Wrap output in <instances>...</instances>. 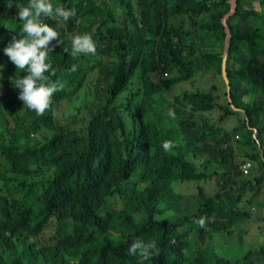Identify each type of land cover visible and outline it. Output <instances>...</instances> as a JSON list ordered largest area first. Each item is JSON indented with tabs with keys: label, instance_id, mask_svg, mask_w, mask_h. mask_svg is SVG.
<instances>
[{
	"label": "trees",
	"instance_id": "1",
	"mask_svg": "<svg viewBox=\"0 0 264 264\" xmlns=\"http://www.w3.org/2000/svg\"><path fill=\"white\" fill-rule=\"evenodd\" d=\"M51 2L76 16L52 41L45 75L62 87L39 115L14 86L26 70L3 52L22 35L15 5L28 0H0V264H229L236 255L264 264V224L240 232L264 196V0ZM68 33L91 34L96 55L73 56ZM204 70L220 79L225 104L212 91L164 96ZM249 86L262 91L242 97ZM74 87L92 93L75 105ZM63 100L71 114L61 120ZM213 112L219 123L242 119L230 133ZM247 159L261 169L242 177ZM207 179L220 190L186 208L182 187ZM136 239L155 241L148 260L128 253Z\"/></svg>",
	"mask_w": 264,
	"mask_h": 264
},
{
	"label": "clouds",
	"instance_id": "2",
	"mask_svg": "<svg viewBox=\"0 0 264 264\" xmlns=\"http://www.w3.org/2000/svg\"><path fill=\"white\" fill-rule=\"evenodd\" d=\"M15 7L18 10L16 19L21 23L22 35H13L3 52L16 69L26 70V74L17 78L14 83V86L20 89L18 98L24 107L42 115L49 109L53 94L62 87L59 82H51L50 77L45 75L52 69V65L47 62L49 52L53 51L52 41L56 40L59 43L60 33L57 28L75 17L76 9L64 5L54 6L51 0H28L26 6ZM45 18L58 21L57 26L45 23ZM67 38L73 56L95 54L96 44L91 34L68 33ZM51 75H55V72L51 71ZM168 114L174 117L173 112L170 111ZM162 146L165 151L172 147L170 141H164ZM199 223L203 225V219ZM156 247L155 241L145 242L136 239L127 251L130 255H138L142 261H146Z\"/></svg>",
	"mask_w": 264,
	"mask_h": 264
},
{
	"label": "rangeland",
	"instance_id": "3",
	"mask_svg": "<svg viewBox=\"0 0 264 264\" xmlns=\"http://www.w3.org/2000/svg\"><path fill=\"white\" fill-rule=\"evenodd\" d=\"M257 1H255L254 3H252V5L255 7ZM114 17V16H113ZM115 18V17H114ZM248 27V26H247ZM246 27V28H247ZM260 50V49H259ZM87 57H93L96 54H85ZM246 56L249 58V53L246 52ZM239 61V58L237 57L236 60H233L232 63V67H234V65H238L237 69L240 70L243 67V64H241ZM264 61V55L261 57V62ZM225 85L226 82L223 79ZM216 88V89H213ZM196 90H200V91H212L214 93V96H219V103L225 104V97H224V87L223 84L221 83L220 79H218L214 72H211L209 70H204V71H197L195 73L194 79L190 82H185L182 83L180 85L175 86L171 91L165 93V97L169 99L178 96L184 92H190V91H196ZM248 95L244 94L242 92V97H246L247 98H251L254 96L253 92H258V91H262L261 89H255L253 87H248ZM70 92V96L74 99V101H72L75 105H79L80 103H83V98L85 96V92H90V94L92 93V91L88 88H71L69 90ZM248 100V99H247ZM62 105H63V111L57 110V114L60 116L61 120H63V118H67L69 116V114H71V112L69 111V103L67 100H63L62 101ZM80 116V114H78ZM207 117L214 121L215 124L218 123L219 125L223 126V128L228 129V131L231 133V131L234 129V127H236L240 120L242 118H238L237 116H231L229 119H227L226 121L219 123L216 120L219 118V114L217 112H213V113H209L207 114ZM212 123V122H211ZM185 135L187 134V132H182ZM261 139L262 142H264V132L261 133ZM180 141L184 144V139H180ZM264 145V143H263ZM243 154V153H242ZM239 162V159H238ZM255 163V169L254 171L256 173H258L260 171V166L261 164L254 160ZM242 177H246V176H242ZM198 184L203 185V189L204 192H201V190L198 187ZM181 185L182 183H176L174 186L176 188V190L181 191ZM249 186H246L245 190L249 191L250 188H248ZM264 185L261 187V190H263ZM182 188H185V201H184V205L186 208H191L192 210H195V208L203 201L204 196H212L214 195L217 191L220 190L219 185L217 184L216 181L214 180H209L207 179L206 181H202V182H196V181H190L187 182L186 185H184ZM245 196V195H244ZM264 196L261 195L260 197L256 198L258 199L256 201V204H254V206L252 207V210L256 209V211L253 212V215L250 218L246 219L243 223V229L240 232L243 231H249L251 230L252 233H258V230L256 229V227L259 225H263L264 221H262V215L264 214V202L262 201V198ZM227 238V236L225 234L222 233H218L214 236V241L217 243H224L225 239ZM247 239H255V237L253 236H248ZM232 241H234V244L237 245L238 239L235 238H231ZM261 240V237H260ZM223 249V248H222ZM255 262L252 261V264H254ZM229 264H250V261H245L242 262V259L239 258L238 255L234 256L232 261Z\"/></svg>",
	"mask_w": 264,
	"mask_h": 264
},
{
	"label": "built area",
	"instance_id": "4",
	"mask_svg": "<svg viewBox=\"0 0 264 264\" xmlns=\"http://www.w3.org/2000/svg\"><path fill=\"white\" fill-rule=\"evenodd\" d=\"M239 137L236 136V139H238ZM264 148V147H263ZM255 167V163L253 159H247L244 162H242L240 169L242 172V175L244 176H248L249 174H251V172L254 171Z\"/></svg>",
	"mask_w": 264,
	"mask_h": 264
},
{
	"label": "water",
	"instance_id": "5",
	"mask_svg": "<svg viewBox=\"0 0 264 264\" xmlns=\"http://www.w3.org/2000/svg\"><path fill=\"white\" fill-rule=\"evenodd\" d=\"M233 5H234V7H235V2L233 3ZM224 24L227 26V24H226V20H224ZM227 55H228V49L226 48L225 51H224V64H225V62H226V60H227ZM228 89H229V85H228ZM232 108H233L234 110H237V108H236L234 105L232 106ZM238 111H240V110H238Z\"/></svg>",
	"mask_w": 264,
	"mask_h": 264
},
{
	"label": "crops",
	"instance_id": "6",
	"mask_svg": "<svg viewBox=\"0 0 264 264\" xmlns=\"http://www.w3.org/2000/svg\"><path fill=\"white\" fill-rule=\"evenodd\" d=\"M226 131H228V129H225ZM236 139V138H235ZM231 143H233V141H231Z\"/></svg>",
	"mask_w": 264,
	"mask_h": 264
}]
</instances>
